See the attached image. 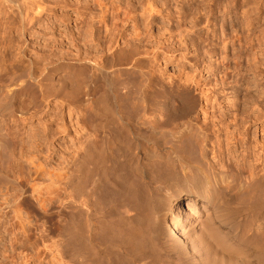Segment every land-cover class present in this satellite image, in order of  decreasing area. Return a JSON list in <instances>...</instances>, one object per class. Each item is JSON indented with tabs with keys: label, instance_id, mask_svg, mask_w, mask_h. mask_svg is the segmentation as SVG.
I'll use <instances>...</instances> for the list:
<instances>
[{
	"label": "bare ground",
	"instance_id": "bare-ground-1",
	"mask_svg": "<svg viewBox=\"0 0 264 264\" xmlns=\"http://www.w3.org/2000/svg\"><path fill=\"white\" fill-rule=\"evenodd\" d=\"M12 3L18 10L8 11L20 21L35 12L24 10L27 0ZM5 57L0 58V221L10 223L13 235H18L14 224L27 234L29 224L38 231L36 219L56 220V253L64 264H264V166L262 176L253 180L250 174L252 181L244 182L243 167L234 161L227 164L224 157L226 164L217 169L208 155L211 139L198 122L182 121L167 130L166 121H148L153 114L187 116L183 108L149 102L158 87L135 55L127 72L140 75L139 85L131 80L117 85V94L126 92L124 104L95 103L97 110L88 116L91 134L67 166L61 165L62 173L58 155L49 154L51 129L25 122L54 107L60 95L66 96L62 101L77 97L85 77L80 83L79 67L69 63L39 69L31 59L24 65Z\"/></svg>",
	"mask_w": 264,
	"mask_h": 264
},
{
	"label": "rangeland",
	"instance_id": "rangeland-1",
	"mask_svg": "<svg viewBox=\"0 0 264 264\" xmlns=\"http://www.w3.org/2000/svg\"><path fill=\"white\" fill-rule=\"evenodd\" d=\"M27 3L24 10L35 12L20 21L8 11L18 10L12 0H0V58L7 55L6 59L13 60L11 63L24 65L31 59L39 69L69 63L76 70L79 67L77 77L81 78L76 79L84 81L82 95L78 94L73 102L68 98L67 102L62 101L65 95H60L57 105L55 102L54 107H45L25 122L38 129L45 123L51 129L55 138H51L49 154L58 155L59 169L67 166L71 154L90 136L88 116L97 110L95 103L98 108L99 103L124 104L126 92L119 90L117 94V85L130 80L139 85L140 75L127 72L131 69L127 61L135 55L145 66L141 70L158 87L155 91L158 100L154 95L149 102L156 107L183 108L186 113L182 116H187L181 118L180 113L178 118L177 115L164 118L153 114L148 121H166L167 130L175 129L182 121L198 122L211 139L208 155L217 169L234 161L236 168H244L241 169L245 173L244 182L262 176L264 0H27ZM99 68L107 75H101ZM124 70L126 73H122ZM90 74L94 77L91 81L86 77ZM87 80L90 94H85ZM39 121L42 124L38 125ZM164 138H159L163 144ZM246 174L248 177L251 174L252 179H247ZM32 221L33 224L39 221L38 231L29 224L27 234H22L17 223L14 234L18 235H13L10 223L0 221V264H64L56 253L60 239L56 220Z\"/></svg>",
	"mask_w": 264,
	"mask_h": 264
}]
</instances>
